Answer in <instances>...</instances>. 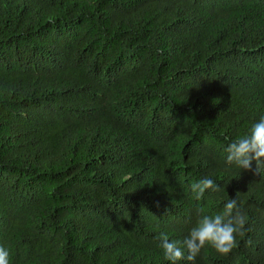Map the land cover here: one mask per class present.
<instances>
[{
  "label": "trees",
  "instance_id": "trees-1",
  "mask_svg": "<svg viewBox=\"0 0 264 264\" xmlns=\"http://www.w3.org/2000/svg\"><path fill=\"white\" fill-rule=\"evenodd\" d=\"M261 115L264 0H0L10 264H170L159 235L238 192L245 236L194 264H264V169L224 163Z\"/></svg>",
  "mask_w": 264,
  "mask_h": 264
},
{
  "label": "clouds",
  "instance_id": "clouds-1",
  "mask_svg": "<svg viewBox=\"0 0 264 264\" xmlns=\"http://www.w3.org/2000/svg\"><path fill=\"white\" fill-rule=\"evenodd\" d=\"M224 152L226 166L234 165L241 170L251 171L253 175H260L264 169V115L245 134L232 139ZM207 190L219 191L220 188L208 177L191 185V192L197 201L203 198ZM238 193L235 198L224 203L222 210L214 214L198 208L197 219L182 241L170 240L167 234L161 233L158 237L159 248L164 259L170 264L183 260L194 264L197 256L206 247L214 249L220 255L231 253L237 247V237L243 238L248 230V217L240 210ZM0 264H10V252L3 245H0Z\"/></svg>",
  "mask_w": 264,
  "mask_h": 264
}]
</instances>
